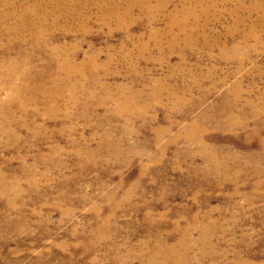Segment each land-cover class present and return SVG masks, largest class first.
Masks as SVG:
<instances>
[{
    "label": "rangeland",
    "instance_id": "374dc122",
    "mask_svg": "<svg viewBox=\"0 0 264 264\" xmlns=\"http://www.w3.org/2000/svg\"><path fill=\"white\" fill-rule=\"evenodd\" d=\"M0 59V264H264V0H0Z\"/></svg>",
    "mask_w": 264,
    "mask_h": 264
},
{
    "label": "bare ground",
    "instance_id": "6f19581e",
    "mask_svg": "<svg viewBox=\"0 0 264 264\" xmlns=\"http://www.w3.org/2000/svg\"><path fill=\"white\" fill-rule=\"evenodd\" d=\"M7 2V1H6ZM5 2V3H6ZM200 2V1H199ZM213 2V1H212ZM120 4H121V2H120ZM23 5V4H22ZM115 6H117V5H115ZM164 6V5H163ZM162 6V7H163ZM190 9V8H189ZM158 10V9H157ZM189 12V11H188ZM143 13V12H142ZM187 13V12H186ZM185 15V14H184ZM170 20H171V18H170ZM196 21V20H195ZM18 22V21H17ZM12 28H14V27H12ZM15 29V28H14ZM23 32V31H22ZM181 34V33H180ZM15 37V36H14ZM247 39V38H246ZM245 40V39H244ZM242 43V42H241ZM77 48V47H76ZM229 50V49H228ZM241 50V49H240ZM9 51V50H8ZM234 51H236V50H234ZM65 53V52H64ZM238 53V52H237ZM68 54V53H67ZM7 56V55H6ZM31 56V55H30ZM70 57V56H69ZM26 59H27V57H26ZM59 59V58H58ZM1 60V59H0ZM31 60V59H30ZM25 61V60H24ZM27 61V60H26ZM86 60H84V62H85ZM88 61H90V60H87V62ZM5 62V61H4ZM19 62V61H18ZM21 62V61H20ZM82 62V61H81ZM91 62V61H90ZM6 63V62H5ZM67 63V62H66ZM63 64V63H62ZM65 64V63H64ZM73 64V63H72ZM72 64L70 65V66H72ZM2 65V64H1ZM10 65V64H9ZM27 65V64H26ZM79 65V64H78ZM77 65V66H78ZM17 66H18V63H17V61L16 60H12L11 61V65H10V67L8 68L7 67V70H6V72H0V77H4V79L6 80V84H9V86H10V95L8 96V98L6 99V100H1L0 99V110H2L3 109V107H5L4 105H6L7 106V103H12V102H14V98L15 97H17V95L19 94V92L22 90V91H27V86H25L24 84H22L21 86H19V84H16L15 82H13V78H17V79H22L21 81L22 82H24V78H26V77H28V78H30L25 72H22V71H20V70H18V68H20V67H18L17 68ZM60 66V65H59ZM93 66V65H92ZM64 67H65V65H64ZM2 68V67H1ZM5 68V67H4ZM23 68H25V67H23ZM31 68V67H30ZM37 68V67H36ZM6 69V68H5ZM75 69V68H74ZM81 69V67L78 69V70H80ZM1 70V69H0ZM33 70V69H32ZM59 70V69H58ZM67 70V69H66ZM67 72V71H66ZM69 72V71H68ZM71 72V71H70ZM69 72V73H70ZM68 74V73H67ZM66 74V75H67ZM69 75V74H68ZM70 76V75H69ZM73 77V76H72ZM64 78V77H63ZM70 78V77H69ZM16 79V80H17ZM67 79V78H66ZM26 80V79H25ZM25 82H28V81H25ZM24 82V83H25ZM64 82H65V80H64ZM79 82V81H78ZM1 83V82H0ZM55 83V82H54ZM57 83V82H56ZM71 83V82H70ZM82 83V82H81ZM47 84V83H46ZM65 84V83H64ZM76 84V83H75ZM75 84H74V86H75ZM61 85H62V83H61ZM67 85H69L70 86V84H67ZM73 85V84H72ZM0 86H1V84H0ZM3 86H4V84H3ZM6 86V85H5ZM55 86V85H54ZM64 86V85H63ZM50 88V87H49ZM1 89V88H0ZM53 90H55L54 88H53ZM58 91V90H57ZM56 91V92H57ZM66 91V90H65ZM71 93V92H70ZM69 93V94H70ZM26 94V93H25ZM54 94V93H53ZM59 94V93H58ZM62 94V93H61ZM72 94V93H71ZM70 94V95H71ZM50 96V95H49ZM54 96V95H53ZM56 96V95H55ZM52 97V96H51ZM48 98V97H47ZM50 98V97H49ZM39 99V98H38ZM48 100V99H47ZM51 100H53V99H51ZM28 101H26V100H23L21 103H20V106L22 105V106H24L26 103H27ZM52 103V102H51ZM50 103V104H51ZM61 103V102H60ZM53 104V103H52ZM54 104H55V102H54ZM64 104V103H63ZM24 108V107H23ZM49 109H50V107H49ZM55 111V110H54ZM10 112V111H9ZM24 112V111H23ZM12 113V112H11ZM10 113V115L8 116V117H0V119H1V124H0V129H2L4 126H7V125H5L7 122L6 121H8L7 119L9 118V117H11L13 114H11ZM1 115V114H0ZM5 116V115H4ZM13 118H14V116H13ZM11 119V118H10ZM4 121L6 122V123H4ZM12 125V124H11ZM10 125V126H11ZM8 127V126H7ZM6 128V127H5ZM10 129V128H9ZM2 131H6V130H2ZM8 133V132H7ZM6 134V133H5ZM9 134H10V132H9ZM14 139V138H13ZM59 149V148H58ZM57 148H55L54 149V151H57L58 150ZM227 163V162H226ZM220 164V163H219ZM218 164V165H219ZM225 174V173H224ZM202 238H204V236L202 235ZM161 248V247H160ZM151 249V248H150ZM175 247H168L167 249H165L164 250V252L166 253V255H163L164 257H161L160 259H159V261L157 262V261H155V258L158 256V254H157V252H153V250H150V252H149V257H148V259L146 260V262H144V263H142V264H166V259L168 258V257H170L172 254H173V252L175 251ZM156 250V249H155ZM159 251H160V249H159ZM163 252V251H162ZM162 254V253H161ZM178 264V262H175L174 261V264Z\"/></svg>",
    "mask_w": 264,
    "mask_h": 264
}]
</instances>
